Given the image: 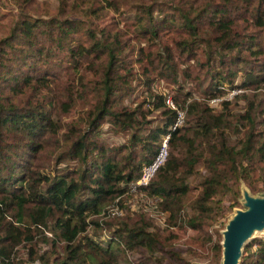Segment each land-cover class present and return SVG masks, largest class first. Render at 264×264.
<instances>
[{"label": "trees", "instance_id": "1", "mask_svg": "<svg viewBox=\"0 0 264 264\" xmlns=\"http://www.w3.org/2000/svg\"><path fill=\"white\" fill-rule=\"evenodd\" d=\"M32 1L15 0L18 15L0 43L3 264L22 261L21 250L28 263L119 264L121 254L137 251L145 255L139 264H171L164 238L142 215L119 223L94 219L128 190L167 133L166 161L138 190L160 199L170 220L200 230L223 209V198L239 196L238 185L264 193V129L258 128L264 118L258 120L250 95L234 96L245 101L243 111H234L226 99L214 110L180 85L192 81L209 97L264 86V0H132L124 4L133 10L132 17L122 18L124 26L114 17L100 21L110 10L119 11L117 0H61L59 13L48 17L28 14ZM68 6L80 14L68 15ZM62 73L72 74L69 82H61ZM159 80L178 84L171 99L185 112L182 125L171 131L177 111L165 103L166 95L153 91ZM52 85L63 90L60 113L81 101L82 115L59 123L41 109L40 98L54 93ZM138 87L141 100L124 104ZM21 94L26 106L13 102ZM153 111L164 120L161 126L152 125ZM104 122L115 134L126 133V141L102 142ZM45 152L54 162L49 171L39 167ZM63 162L72 165L59 167ZM198 164L206 175L194 197L196 187L183 177ZM91 226H113L106 245L87 233ZM220 241L212 245L217 264ZM240 264H264V235L245 245Z\"/></svg>", "mask_w": 264, "mask_h": 264}, {"label": "rangeland", "instance_id": "2", "mask_svg": "<svg viewBox=\"0 0 264 264\" xmlns=\"http://www.w3.org/2000/svg\"><path fill=\"white\" fill-rule=\"evenodd\" d=\"M60 1L61 0H33L29 6L25 7V9L28 14L32 16L48 17L59 13L58 8L60 5ZM117 1L120 3L119 11L110 10L108 16L104 19H101V22H106L110 17H114L116 18V20L122 21V18L124 17L129 18L133 16V10H131L132 8L129 9L124 6L125 3L127 6H129L133 2L132 0ZM65 2L68 5L73 3H80L79 0H65ZM18 10L19 8L15 4V0H0V43L1 40L5 38L10 32L13 22L18 15ZM67 10V14L70 16L80 14L75 13L73 10L69 9V6L67 7ZM121 25L124 26V21H122ZM132 43L136 47L138 46L136 41H132ZM135 50L136 48H134V51ZM71 77L72 74L62 73L61 82H69ZM241 78V75H238L236 81L239 82ZM136 84L137 83L135 81V86ZM180 85L183 89V92H189L190 94H192V99L196 98L198 100H203L207 102L211 107H213L214 110H220L221 100L226 99L231 102L234 111H243L245 108V101L240 98L236 99L234 96L239 92H245L250 95L253 102L257 106L256 114H260L258 115V120L261 121L264 118V86L257 89L240 90L232 95L230 94L232 92V89H226L228 87L225 86L226 90H224L223 95L209 97L205 95L204 87L199 88L196 83L192 81L180 80ZM52 86L54 88V93L48 95V92L45 91L44 93L48 95V97H46L45 99L43 97L40 98V100L43 102L41 103V109L50 112L53 119L59 123L70 122L71 120L76 119L78 116L82 115L81 110L85 108L86 104L81 101H75V104L68 113L61 114L58 109V100L61 98H65L64 94L62 95L63 90L55 87L54 85ZM153 87V91L155 93L163 94L171 98L172 96H174V94H177L176 90L178 89V84L166 85L164 81L159 80L154 83ZM140 88L141 87H138L139 90L137 89L134 94L130 96V98L126 99L124 101V104H135L133 103L134 100H136L137 98H142V95H139L141 94ZM58 92L60 94H58ZM253 94L258 95L254 97ZM29 98L35 102L37 100L34 97ZM140 100L141 99H137L136 103ZM172 101L174 102V99H172ZM13 102L15 104H19L20 106H26V94H21L17 97H14ZM118 103L122 104V101H118ZM156 115V112L153 111L150 117L152 120H154V123L152 125L161 126L164 120L156 118ZM258 128L264 129V126L258 125ZM127 137L128 135L126 133L115 134L111 125L107 122H104L101 127L100 140L106 144H122V142L126 141ZM67 164L72 165V163L63 162L59 165V167L62 168ZM53 166V158L49 157L47 152L43 153V155L41 156V160L39 161V167L43 168L46 171H49ZM205 175V169L201 164H198L195 168L194 174L183 177V179L187 181L190 186H193V188L196 187L195 191H193L194 197L197 193L198 184ZM242 184L237 186L239 187V196L235 198H223V209L221 210L218 207L217 215L212 217V219H207L200 230H193L189 227L181 226L180 219L178 220V218L170 220V213L169 211L162 209L160 199L149 196L148 194L140 190L131 191L129 187L123 195L117 197L111 204L106 207L105 213H102L101 216L94 217V219L98 218L99 220L103 221L119 223L123 219H137L142 215L143 218L151 224L150 230L164 238L165 242L162 244L165 246V249L169 251L167 254H165V256H170L171 258H173L172 260L166 257L167 262L171 260V264H217L218 259L215 254L214 248H212V245L217 241L222 240L221 232L224 230L228 219L235 213V211L237 209L245 208V206L241 202L242 196L240 193V189L242 187ZM243 185L248 188L246 184ZM220 198L221 197H217L215 200L217 201ZM215 204L219 206V203L216 202ZM188 209L189 208L183 210V213L186 214V216L190 213V210ZM112 230L113 226L110 228L104 227L102 230L95 231V229L91 226L88 228L87 233L93 236L95 240H97L101 245L104 246L106 245L107 240L111 238L110 234ZM263 235L264 230L261 232H255L252 236V239ZM47 248L48 245H43V249ZM59 251H61L60 248ZM20 256L23 258L22 261L16 260L15 264H40L38 261L33 263L23 261L25 258L23 250L20 251ZM144 256V254H141L137 251H126V256L124 255V257H122V254L119 256L118 263L139 264L140 261L143 260ZM219 264H221V258L219 260Z\"/></svg>", "mask_w": 264, "mask_h": 264}, {"label": "water", "instance_id": "3", "mask_svg": "<svg viewBox=\"0 0 264 264\" xmlns=\"http://www.w3.org/2000/svg\"><path fill=\"white\" fill-rule=\"evenodd\" d=\"M241 196L245 208L237 209L221 232V264H240L247 242L264 230V193L252 194L242 185Z\"/></svg>", "mask_w": 264, "mask_h": 264}, {"label": "built area", "instance_id": "4", "mask_svg": "<svg viewBox=\"0 0 264 264\" xmlns=\"http://www.w3.org/2000/svg\"><path fill=\"white\" fill-rule=\"evenodd\" d=\"M238 91H240V90H238V89L232 90V92L230 94L231 95L235 94ZM165 103L170 108L175 109L177 111L176 119H175L174 123L169 127V129L171 131V130H174L175 128L180 127L182 125V123L184 122L185 112L182 109H177L175 107L174 102L172 101V99L170 97L166 98ZM169 137H170L169 133L164 134L162 136L161 145H160L158 151L156 152V154L154 155V157L152 158V160L149 161L148 163L144 164L142 166L139 177L136 180L131 181L129 183L128 187L131 191H136L139 188L147 186L149 184V182L151 181V179L156 174V172L158 171V169L164 164V162L167 159ZM0 264H3L1 260H0Z\"/></svg>", "mask_w": 264, "mask_h": 264}]
</instances>
